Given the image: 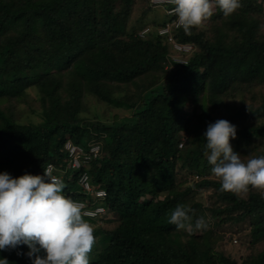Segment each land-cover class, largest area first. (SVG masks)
<instances>
[{"label":"trees","instance_id":"16d2710c","mask_svg":"<svg viewBox=\"0 0 264 264\" xmlns=\"http://www.w3.org/2000/svg\"><path fill=\"white\" fill-rule=\"evenodd\" d=\"M130 1L0 0V264H264V249L237 262L211 245L219 224L252 216L253 241L264 238V216L253 221L264 211V195L245 197L232 188L264 176V151L249 167L230 161L225 181L199 178L221 167L220 154L234 136L244 144L264 138V126L219 128L213 117L223 97L264 84L256 17L262 6L215 0L207 24L197 27L201 16L187 19L175 35L193 51L181 64L170 60L163 37L139 35L176 15L131 27ZM28 87L43 103L40 123L14 118L11 102ZM87 94L129 114L81 117ZM225 110L227 122L249 120L264 115V97L257 106ZM66 140L85 150L99 145L81 170L94 189L106 191L101 204L117 217L114 228L83 230L98 220L72 217V201H99L78 183L80 168L69 165ZM49 163L60 181L44 174ZM181 169L193 182L185 188L176 180ZM197 187L215 192L206 207L208 229L200 233L201 205L187 202ZM57 226L63 232L53 234Z\"/></svg>","mask_w":264,"mask_h":264},{"label":"rangeland","instance_id":"374dc122","mask_svg":"<svg viewBox=\"0 0 264 264\" xmlns=\"http://www.w3.org/2000/svg\"><path fill=\"white\" fill-rule=\"evenodd\" d=\"M259 3L264 12V0H254ZM215 0H190L192 6H196L200 10V15L204 19H200L198 26L201 27L207 24V15L210 16L212 12L215 11ZM121 3L117 4L116 8H121ZM151 6V7H150ZM130 25L131 27H142L147 22H152L157 19L161 21L170 16L167 13L169 6H159L150 2V0H131L130 1ZM146 7L149 11L144 12ZM153 7V8H152ZM258 18V32L264 34V14L259 13L256 15ZM209 27V25L207 26ZM142 27L140 30H142ZM211 34V32L209 33ZM165 68V67H164ZM166 69V68H165ZM118 92V90H117ZM65 98V95L61 96ZM262 97H264V84H249L247 87L240 88L233 94L223 97L220 102L219 107L214 111L213 117L217 122L219 128H244L249 125L264 126V115H257L249 120H232L226 121V105L239 106L241 104L257 106ZM85 107H82L79 111V116L81 117H93L97 114L99 119L102 120H112L117 116L128 115L129 110L124 109V107H117L114 105H108L102 101H98L91 94L86 96ZM3 103V102H2ZM12 110L14 118L20 123H40L44 119V106L40 98V94L37 92L35 87H28L24 93V96L12 100ZM6 104H10V101H6ZM3 106L5 103L2 104ZM185 114H189L191 108L185 107ZM237 136L231 139V141L226 145V151L220 154L222 158L221 167L212 168L203 173L199 178H209L212 180H223L225 181L224 173L227 170V164L230 161H234L242 166H251V161L255 157L259 150L264 151V138L253 139L248 144H244L243 141L238 143L236 140ZM186 170H177L176 180L182 181L181 188H185L187 185H191L192 179L186 176ZM198 175L195 174V179ZM243 182L233 183V187L236 192L243 194L242 196H249L252 194L264 195V176L259 180L255 181L252 185L245 186ZM215 192L213 187H197L194 188L187 195V202L189 205L193 203H198L201 206L197 207L195 211L197 212L196 221L200 224L198 232L208 229L209 223L207 218L208 211L206 207L212 204L215 199ZM146 196L140 197V201H143ZM264 216V211L255 217L253 221H257L258 217L262 218ZM254 217V216H252ZM252 217H245L238 221L224 222L218 225L217 230H215L216 240L213 241L215 244H211L213 249L218 252L234 258L237 262H242L246 257L256 254L258 251L264 249V238L262 240L253 241L251 236V220ZM118 223L117 217L114 214H109L106 217L98 220L95 224L84 225V229H91L95 225H99L101 228L111 229L114 228ZM191 228L181 229L183 233H188ZM82 233V230L74 233L70 238L73 241L77 235ZM213 237V238H215ZM61 254V251L59 252Z\"/></svg>","mask_w":264,"mask_h":264},{"label":"built area","instance_id":"2783aa9c","mask_svg":"<svg viewBox=\"0 0 264 264\" xmlns=\"http://www.w3.org/2000/svg\"><path fill=\"white\" fill-rule=\"evenodd\" d=\"M151 3L159 6H167L170 8L167 10L171 18L162 25L156 27H145L140 30L139 35L144 36L146 33L154 31L157 35L163 37L168 43L170 48V60L172 62L185 64L188 61L192 51L193 45L189 42H181L176 38V32L181 28L185 21L189 18H194L200 15V10L196 6H192L190 0H150ZM64 150L70 160L71 168H81L82 164L91 158L95 157L99 151V145L93 144L89 150H85L82 146L72 143L67 140L64 143ZM54 166L49 163L46 165L44 173L48 177L50 182L58 181L59 178L54 174ZM78 181L85 192L93 196V201L101 200L105 197L106 192L103 189H94L90 184L86 171L79 173ZM73 208V215L82 214L88 217H98L104 212V208L99 205H90L85 200H75L71 203ZM61 230V229H57Z\"/></svg>","mask_w":264,"mask_h":264},{"label":"clouds","instance_id":"9594fccd","mask_svg":"<svg viewBox=\"0 0 264 264\" xmlns=\"http://www.w3.org/2000/svg\"><path fill=\"white\" fill-rule=\"evenodd\" d=\"M167 6H169V5H167ZM170 8V7H169ZM168 8V9H169ZM171 16V15H170ZM166 42V41H165ZM167 43V42H166ZM168 44V43H167ZM170 49V48H169ZM170 54V53H169ZM67 141V140H66ZM65 141V142H66ZM71 141V140H70ZM64 142V143H65ZM72 142V141H71ZM73 143V142H72ZM77 145V144H76ZM63 148H64V145H63ZM69 165H70V161H69ZM46 167V166H45ZM76 169H79V168H76ZM81 169H83V167L82 168H80L79 169V171H80V173L82 172V171H86L85 169L84 170H81ZM44 170H45V168H44ZM45 174V173H44ZM55 174V173H54ZM56 176H58L57 174H55ZM78 176H79V173H78ZM58 178H59V180L58 181H60V176H58ZM77 180H78V178H77ZM58 181H55V182H58ZM51 183H53V182H51ZM78 183H79V181H78ZM80 184V183H79ZM82 187V186H81ZM99 189H102V188H99ZM84 190V189H83ZM104 190V189H103ZM106 192V191H105ZM105 197H106V195H105ZM104 197V198H105ZM103 198V199H104ZM103 199H101V200H95V202H98L99 201V203H97L96 205H99V206H102L103 208H104V212L100 215V216H98V217H88V216H85V217H87V218H90V219H96V220H100V219H102V218H104V217H106L107 215H109L110 213H108V211H107V209H106V207L104 206V205H102L101 204V201H103ZM72 203V202H71ZM96 205H94V206H96ZM72 206V205H71ZM73 213H74V211H73V208H72V217H77V216H79V215H82V214H76V215H73ZM82 216H84V215H82ZM57 229H61V230H57ZM63 226H57V227H55L53 230H52V233L53 234H59V233H61V232H63Z\"/></svg>","mask_w":264,"mask_h":264}]
</instances>
